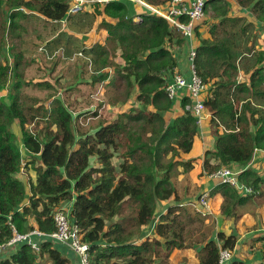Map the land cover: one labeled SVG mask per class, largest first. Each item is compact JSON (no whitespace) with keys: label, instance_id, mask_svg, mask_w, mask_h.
Here are the masks:
<instances>
[{"label":"trees","instance_id":"obj_1","mask_svg":"<svg viewBox=\"0 0 264 264\" xmlns=\"http://www.w3.org/2000/svg\"><path fill=\"white\" fill-rule=\"evenodd\" d=\"M144 1L165 6L172 0ZM69 2L0 0V91L12 83L0 95V264H70L54 245L57 240L48 236L57 229L54 213L66 200L72 201L65 211L80 241L89 245V264H153L160 251L168 256L186 248L195 250L196 264H219L221 249L232 252L224 264H243L233 254L237 233H227L218 221L214 234L201 231L208 214L184 208L174 183L196 163V158L181 157L199 133L196 117L186 107L190 95L179 98L180 113L170 119L175 99L166 90L177 66L175 49L189 46V36L159 15L145 13L134 21L122 0L92 4L89 16L68 14ZM30 13L55 23L66 17L71 28L43 44L42 61L43 53L72 58L81 52L92 81H107L114 88L109 108L134 104L112 120L100 119L93 133L76 125L79 114L74 116L54 96L47 110L38 102L21 104V87L28 81L22 72L27 45L18 47V40L27 31ZM97 16H102L97 28L107 34L102 42L85 46L77 34L90 30ZM255 29L264 32V0H206L204 16L193 23L191 35L194 69L205 84L204 105L212 114L214 141L203 155L204 174L242 167L238 180L252 190L243 193L227 182L206 190L208 197L220 194L219 217L232 223L264 185V167L260 174L261 165L256 169L252 161L264 158L262 152L255 154L264 151V45ZM46 82L35 85L50 88ZM85 83L91 82L83 69L74 85ZM42 109L46 114L40 116ZM91 114L100 115L97 109ZM119 148L118 175L111 158ZM24 166L26 177L19 174ZM124 204L130 215H123ZM32 231L41 233L30 235L39 248L27 239L13 241L16 233ZM256 238L264 248V234Z\"/></svg>","mask_w":264,"mask_h":264},{"label":"rangeland","instance_id":"obj_2","mask_svg":"<svg viewBox=\"0 0 264 264\" xmlns=\"http://www.w3.org/2000/svg\"><path fill=\"white\" fill-rule=\"evenodd\" d=\"M65 22L66 21H64L63 23H55L53 21L48 22L45 21L42 16L36 13L29 14L27 31H24L22 33V37L18 40V47L19 44L22 46V48L27 45L26 56H24V59L27 60V63H24L22 72L25 73L24 79L28 81L27 84L24 83L21 87L22 92L19 97L20 103L33 106V103L38 102L36 105H40L39 103H41L44 109L47 110L50 109V102L52 98L51 96H54L56 99H60L66 106H68L69 109L74 113V116L79 114L76 120V125H79L83 129L89 130L91 133H93V128L99 124L100 119L112 120L118 113L122 112L125 109H128L131 105H133L134 102L131 100L127 103H117L115 107L109 108L107 100L110 99L114 88L108 86L107 81L93 82L92 78L89 76L91 70H89L88 68L85 70L84 62L79 58L78 55L73 56L72 58H65L61 57L60 53L56 54L58 52H56L55 56L52 57H48L46 53H43V57L46 60H41L42 57L39 56V51L44 50L43 44L52 41L58 35L61 36L63 30L65 33L70 32L71 28H68ZM86 24H84L83 26H85ZM84 33L87 34L84 38L82 37V33H79L78 36L83 41L85 46H90V44L87 43V38H94V36L92 35V31L88 30L84 31ZM256 33L257 35L259 34V42H262V44L264 45V38L260 39V35L264 36V32L262 33V31L256 30ZM58 55H60L61 59L58 57ZM7 61H9V59L5 62ZM12 63L13 61L10 62L9 67L12 66ZM83 69L85 76L89 78V81L91 83H85L81 86H79V84L74 85L80 79V73ZM58 77L59 80L57 81ZM40 81H47L46 83H50L52 86L50 88H47L46 86L43 87L40 85H35V83H38ZM11 84L7 83L6 88L3 91H0V95H5L7 93V90H11ZM10 87L11 89H9ZM75 87L77 88V92L76 90L70 92L74 90ZM34 98L36 99V102H33ZM96 109L98 110V113H100V115L92 116L91 113H93V111ZM82 111L83 113L80 114V112ZM43 113L46 114V111L42 109L39 112V115L43 116ZM175 116L174 114H172L173 118ZM211 116L212 114L204 108L202 112V120L199 123V130L203 135L207 134V131H205V129L209 131V135L205 136L206 141H208V139L212 135L210 128ZM13 130L15 132L18 131L16 125H13ZM195 137L196 135L194 136V138ZM212 144L213 141L211 145L207 146V148H211ZM207 148L205 150L202 149L203 155ZM120 151V148L118 153L114 151L113 157L111 158V163L114 165L115 172L118 175L120 174L119 165L122 161L119 154ZM181 157L185 158V154H181ZM199 159L201 160V163H197L196 159L195 167L191 169L193 178L196 177V179H194L195 182L190 184V182L186 178L179 179L180 175L174 179V183L178 191L180 192L181 199L184 198V208L192 213L196 212L197 210L199 211V209H202L197 198L200 196V194L206 191L203 187L205 186V184H207V180H209V178H207V176L204 174L203 156L201 158L199 157ZM90 161L91 164H93L95 167L100 166V163L98 162L96 157H91ZM252 161L256 169H258L261 165L260 169L257 171L262 174L264 167V158L261 159L260 156H256ZM34 173L35 172H33V174ZM19 174L20 176L23 175L24 177H26V174H29V172L26 171L24 166ZM214 178L215 177H212V179ZM218 197L219 196L217 194L209 197L210 199L208 203L210 202L211 206L208 207L211 209V213L213 212V210L219 209V207L216 206L220 202L218 200ZM125 206L126 204L123 205L122 209L123 215H130V211L126 212ZM62 209L67 210L65 208ZM158 209L161 210L160 207ZM244 209L245 213L241 216L238 222H233L234 225L232 230L237 233L238 237H240V241L236 246L237 251H233V254L237 257L238 260L242 261L243 264H264V248L261 246L262 241L256 238L264 234V185L262 187V191H260V194H258L256 198L251 200L248 205L244 207ZM199 213L202 215L200 211ZM212 217L213 216L211 214L207 215V218L204 219L205 221L203 222V227L201 229V231L203 230V232H205L207 235L214 234L216 231L215 227H217L218 230L217 221H212ZM221 228L227 229L226 227ZM144 232L149 233L148 228H145ZM150 234L153 235V231L150 232ZM198 236L199 233H197L194 237ZM250 237L253 238L250 240ZM196 261L197 259L195 250L193 248H186L181 249L180 251L178 249H174L169 252L168 256H165L164 252L160 251V256L156 257L153 264H196Z\"/></svg>","mask_w":264,"mask_h":264},{"label":"built area","instance_id":"obj_3","mask_svg":"<svg viewBox=\"0 0 264 264\" xmlns=\"http://www.w3.org/2000/svg\"><path fill=\"white\" fill-rule=\"evenodd\" d=\"M111 1L116 0H72V2L69 3L67 13L74 14L83 10L86 6H90L92 4H99L103 6ZM131 1L137 2L143 6L147 13L159 15L165 18L170 26L180 29L184 35L189 36L190 41L193 23L196 20H200L204 16V5L206 2V0H172L165 6H153L144 0ZM183 16L188 18V22L182 21L181 18ZM132 18L134 21L141 19V17L138 15H134ZM65 19L66 18L61 19V22H63ZM188 54L190 61V78L186 79L181 73L176 71L172 78L167 81L166 90L172 99H175L179 89L185 90V94L190 95L191 102L186 107L196 117V121L199 126V123L202 120V112L204 108L206 109V106L204 105V95L206 88L205 84L202 82V79L196 74L194 69L193 58L195 55V47L191 45V42ZM78 55H82V53L79 52ZM259 152H262L264 156V151H255V154H258ZM239 168L240 167H222L209 176L210 178L215 177L219 182H227L239 189H242L243 193H248L252 191L251 188L242 186L238 180V174L243 170L242 167L240 169ZM198 201L202 208L200 209L202 213L204 215L210 214L211 209L208 207L210 206L208 203V191L200 194ZM54 219L57 229L54 232L48 234V236L71 247V249L78 255L80 264H89L87 260L89 245L80 241L78 229L76 225L69 219L66 211L60 208L54 213ZM33 233L41 235L39 231H32L25 234L16 233L13 241L27 239V244H31L34 249H37L39 247H37L36 243L30 239V235ZM231 258L232 252L230 250H220L219 264H224Z\"/></svg>","mask_w":264,"mask_h":264},{"label":"crops","instance_id":"obj_4","mask_svg":"<svg viewBox=\"0 0 264 264\" xmlns=\"http://www.w3.org/2000/svg\"><path fill=\"white\" fill-rule=\"evenodd\" d=\"M122 1H125L124 3L127 6L128 12H129L130 15H132V17H134V15H138V16L141 17V15L147 13L145 8L143 6H141L140 4H138L137 2H133L131 0H122ZM71 2H72V0H70V3ZM234 9H235L236 12L242 14V11H241L242 9L239 8L238 6H237V8H234ZM81 12H82L83 16L84 15L89 16V14H87V12H91L90 6L84 7V9L81 10ZM101 18H102V16H97V18L93 22V27H92L93 29H90L92 31V35L94 36V38H92V39L87 38V40H88L87 43L90 44V45L95 43V42H97V41L102 42L105 39V36L107 34L106 31L103 30V29H98L97 28ZM107 19L110 20L109 17ZM63 22H61V23H63ZM67 27L69 28L68 25H67ZM70 32H71V30H70ZM82 34H83L82 35L83 38L87 35L85 33H82ZM77 36H78V34H77ZM190 42H191V45L195 47V41L191 39ZM190 42L188 44H190ZM189 46L185 43L181 48L175 49L176 58H177V68L175 69V72L177 71V72L181 73L186 79L190 78V70H189L190 61H189V54H188ZM205 94H206V92H205ZM183 95H185V90L179 89L177 91V96L175 97V101H174V104H173V109H172L171 113L169 114L170 119L173 118L172 114H174V116H175V115H177L180 112L179 98L182 97ZM204 97H205V95H204ZM205 131H207V134L203 135L200 132V130H199V133L194 138L191 150L188 153H184L185 154V158L186 157L187 158H196L197 159V163L198 162L201 163V160L199 159V157L201 158L203 156V153H202L203 150L202 149L205 150L207 148V146L211 145L212 141H214L213 140V138H214L213 135H211V137L208 139V141H206L205 136L209 135V131L206 130V129H205ZM201 144H202L203 147L201 146ZM207 149H209V148H207ZM35 176L36 175L34 173L33 177H35ZM196 176H197V174H196ZM180 178H186L190 182V184L195 182L194 179H196V177L193 178V176L191 174V171H189V172H187L185 174H181L179 179ZM207 178H209V180H207V184H205V186L203 187L204 190L211 189L215 184H217L219 182L217 179L210 178L209 175L207 176ZM197 183H199V182H197ZM217 195L219 196L218 200L221 202V199H222L221 196L219 194H217ZM219 203L216 205L217 207H219V205H220ZM210 204L211 203L209 202V205ZM71 205H72V201L66 200V201L61 202L60 207L69 210L71 208ZM212 213H213V214H211L213 216L212 217V221H214V222L218 221L220 223V225H221L220 228L221 227H226L227 229H224V230L227 233L231 232V230L233 229V225L234 224L229 219L221 220L220 217H219V214H218V209L213 210ZM215 225H216V223H215ZM221 229H223V228H221ZM215 230H217L216 227H215ZM239 241H240V237H238V242ZM54 245L70 260V264H80L78 255L71 249V247L67 246L66 244H64L62 242H58V240L56 242H54ZM11 248H13V247H11ZM236 251H237V247H236ZM196 263H197V261H196Z\"/></svg>","mask_w":264,"mask_h":264},{"label":"clouds","instance_id":"obj_5","mask_svg":"<svg viewBox=\"0 0 264 264\" xmlns=\"http://www.w3.org/2000/svg\"><path fill=\"white\" fill-rule=\"evenodd\" d=\"M70 3V2H69ZM66 18V17H65ZM65 21H66V19H65Z\"/></svg>","mask_w":264,"mask_h":264}]
</instances>
